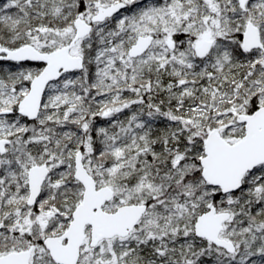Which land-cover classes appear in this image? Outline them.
Returning <instances> with one entry per match:
<instances>
[{
  "label": "snow or ice",
  "instance_id": "snow-or-ice-1",
  "mask_svg": "<svg viewBox=\"0 0 264 264\" xmlns=\"http://www.w3.org/2000/svg\"><path fill=\"white\" fill-rule=\"evenodd\" d=\"M0 264H264V0H0Z\"/></svg>",
  "mask_w": 264,
  "mask_h": 264
}]
</instances>
